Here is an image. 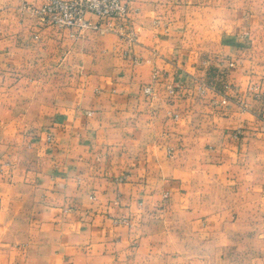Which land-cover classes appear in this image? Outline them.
<instances>
[{"label": "crops", "instance_id": "obj_1", "mask_svg": "<svg viewBox=\"0 0 264 264\" xmlns=\"http://www.w3.org/2000/svg\"><path fill=\"white\" fill-rule=\"evenodd\" d=\"M125 1L0 0V264H264V0Z\"/></svg>", "mask_w": 264, "mask_h": 264}, {"label": "built area", "instance_id": "obj_2", "mask_svg": "<svg viewBox=\"0 0 264 264\" xmlns=\"http://www.w3.org/2000/svg\"><path fill=\"white\" fill-rule=\"evenodd\" d=\"M21 11L37 18L41 23L56 27L60 30H67L71 38H77L85 33H94L103 36L107 33L113 32L114 22H121L119 25V33L124 34L123 23L127 17L128 5L125 0H44L39 5H30L24 3L21 6ZM89 16H94L98 21L93 22ZM134 35L130 34L128 41L132 42ZM234 63H229L228 67L232 68ZM153 80H157V73H153ZM180 88V85H167V94L173 96ZM225 88L228 90L231 85L226 84ZM206 86L200 84L198 91L203 94ZM143 94L149 99L156 98V93L152 85H147L142 89ZM238 100V99H237ZM228 97L223 95L218 105H226ZM244 106L242 100H238ZM90 114V113H89ZM169 114L174 120L179 118L176 113ZM264 130V123H263ZM240 130H236V135H239ZM167 195L164 197L166 198ZM128 224L127 221H125Z\"/></svg>", "mask_w": 264, "mask_h": 264}, {"label": "rangeland", "instance_id": "obj_3", "mask_svg": "<svg viewBox=\"0 0 264 264\" xmlns=\"http://www.w3.org/2000/svg\"><path fill=\"white\" fill-rule=\"evenodd\" d=\"M32 5V4H31Z\"/></svg>", "mask_w": 264, "mask_h": 264}]
</instances>
